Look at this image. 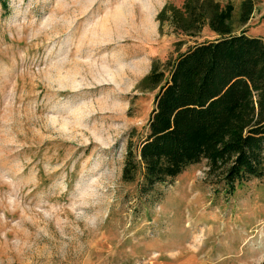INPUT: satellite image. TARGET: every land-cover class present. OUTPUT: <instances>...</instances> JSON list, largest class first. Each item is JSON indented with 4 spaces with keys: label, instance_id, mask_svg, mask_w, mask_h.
Segmentation results:
<instances>
[{
    "label": "rangeland",
    "instance_id": "obj_1",
    "mask_svg": "<svg viewBox=\"0 0 264 264\" xmlns=\"http://www.w3.org/2000/svg\"><path fill=\"white\" fill-rule=\"evenodd\" d=\"M0 2V264H264V172L231 191L205 160L142 190L121 168L157 89L153 59L213 36L156 14L183 0ZM237 30L264 35V0Z\"/></svg>",
    "mask_w": 264,
    "mask_h": 264
},
{
    "label": "trees",
    "instance_id": "obj_2",
    "mask_svg": "<svg viewBox=\"0 0 264 264\" xmlns=\"http://www.w3.org/2000/svg\"><path fill=\"white\" fill-rule=\"evenodd\" d=\"M6 6L5 0H0ZM252 0H242L237 23L247 21ZM179 34L213 36L174 57L155 58L138 81L157 89L146 122L128 131L121 178L140 179L142 190L205 160L208 171L234 188L264 172V35L237 30L234 5L218 0L166 2L156 14Z\"/></svg>",
    "mask_w": 264,
    "mask_h": 264
}]
</instances>
